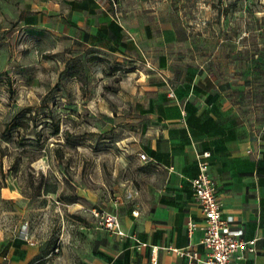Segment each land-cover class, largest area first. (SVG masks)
Masks as SVG:
<instances>
[{
	"label": "rangeland",
	"instance_id": "obj_1",
	"mask_svg": "<svg viewBox=\"0 0 264 264\" xmlns=\"http://www.w3.org/2000/svg\"><path fill=\"white\" fill-rule=\"evenodd\" d=\"M44 1L0 0V225L21 223L17 234L25 225L42 253L58 258L89 244L77 211L141 198L148 119L136 104L132 63L93 47L54 49L57 36L31 39L24 17ZM167 2L188 58L229 82L253 130L264 116V0Z\"/></svg>",
	"mask_w": 264,
	"mask_h": 264
},
{
	"label": "crops",
	"instance_id": "obj_2",
	"mask_svg": "<svg viewBox=\"0 0 264 264\" xmlns=\"http://www.w3.org/2000/svg\"><path fill=\"white\" fill-rule=\"evenodd\" d=\"M120 2L45 0L25 15L23 26L35 42L62 37L54 39V49L93 47L127 60L140 74L136 104L148 123L139 152L151 158L143 161L149 173L140 199L108 210L118 215L125 235L99 227L92 209L77 211L89 244L79 255L56 258L43 254L30 232L33 244L19 237L21 223L10 230L0 225V264H188L177 249L206 252L205 216L192 186L204 152L210 153L223 215L234 217L245 240H255V251L241 263L264 264V116L248 129L231 102L229 82L188 58L167 0H137L118 10ZM57 190L47 182L48 195ZM189 221L197 224L193 233Z\"/></svg>",
	"mask_w": 264,
	"mask_h": 264
},
{
	"label": "built area",
	"instance_id": "obj_3",
	"mask_svg": "<svg viewBox=\"0 0 264 264\" xmlns=\"http://www.w3.org/2000/svg\"><path fill=\"white\" fill-rule=\"evenodd\" d=\"M173 95V91H171ZM140 160L148 162L151 158L146 152L138 153ZM210 153L197 156L199 173L192 179L195 198L205 216V230L201 243L206 249L204 255L193 249H177V253L188 258V264H242L246 252H254L255 240H245L243 230L234 227L233 216H224L222 203L218 197L217 184L209 173ZM99 227L121 236L125 235L116 213L108 210L92 209ZM137 215L138 212L134 211ZM196 222L189 221V233H193ZM22 227L19 237L33 244L29 233Z\"/></svg>",
	"mask_w": 264,
	"mask_h": 264
},
{
	"label": "trees",
	"instance_id": "obj_4",
	"mask_svg": "<svg viewBox=\"0 0 264 264\" xmlns=\"http://www.w3.org/2000/svg\"><path fill=\"white\" fill-rule=\"evenodd\" d=\"M46 184H47V183H44V190H46Z\"/></svg>",
	"mask_w": 264,
	"mask_h": 264
}]
</instances>
